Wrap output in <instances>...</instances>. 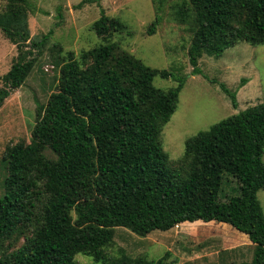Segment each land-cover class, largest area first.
Instances as JSON below:
<instances>
[{
  "label": "trees",
  "instance_id": "trees-1",
  "mask_svg": "<svg viewBox=\"0 0 264 264\" xmlns=\"http://www.w3.org/2000/svg\"><path fill=\"white\" fill-rule=\"evenodd\" d=\"M0 2V32L17 48L1 79V109L24 86L52 31L32 37L36 7L30 0ZM100 2L82 0L78 7ZM173 10L192 34L193 75L205 54L220 58L241 43L264 46V0H183ZM128 28L102 10L92 25L102 44L79 56L59 48L57 90L38 107L31 142L9 146L4 155L0 264H80L79 254L98 264H167L169 253L158 260L130 256L117 247L116 230L147 237L198 221L245 234L253 260L238 264H264L258 198L264 190V102L187 139L183 158L173 161L161 134L187 77L154 69L110 41ZM157 77L177 85L162 90L154 85ZM222 89L236 108V93ZM225 175L237 180L240 194L223 202Z\"/></svg>",
  "mask_w": 264,
  "mask_h": 264
},
{
  "label": "rangeland",
  "instance_id": "rangeland-1",
  "mask_svg": "<svg viewBox=\"0 0 264 264\" xmlns=\"http://www.w3.org/2000/svg\"><path fill=\"white\" fill-rule=\"evenodd\" d=\"M162 1L160 5L154 0H101L99 4L79 8L82 0H30L36 7L30 17L32 37L42 38L50 31L52 34L24 86L14 92L0 109V197L6 177L3 162L6 149L21 142H31L41 113L38 107L46 106L57 90L59 68L54 60L59 56V48H62L63 55L74 52L79 56L81 52L102 44L92 30L102 10L129 27L122 34L115 33L111 42L154 69L187 77L178 109L161 134L163 149L173 161L183 158L187 139L264 102V46L241 43L227 49L220 58L205 54L199 61L200 73L193 75L188 58L192 34L187 25L174 18L173 7L183 0ZM3 7L0 2V12ZM157 16L160 18L158 26L155 33L150 34V26ZM16 57V46L0 32V86L2 77ZM154 85L168 90L177 84L157 77ZM222 86L236 93V108ZM47 154L52 155L50 151ZM239 194L237 180L225 175L220 201H228ZM258 198L264 211V190L258 192ZM115 241L117 247H123L132 257L146 256L158 260L169 253L167 264H238L251 262L254 255V245L248 236L216 222L184 223L168 232L155 231L147 237L118 228ZM20 243L23 244L24 240ZM76 260L80 264H98L82 254L77 255Z\"/></svg>",
  "mask_w": 264,
  "mask_h": 264
}]
</instances>
